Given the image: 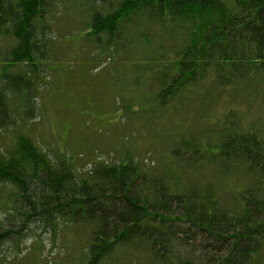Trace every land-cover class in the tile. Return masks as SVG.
I'll return each mask as SVG.
<instances>
[{
  "label": "trees",
  "instance_id": "1",
  "mask_svg": "<svg viewBox=\"0 0 264 264\" xmlns=\"http://www.w3.org/2000/svg\"><path fill=\"white\" fill-rule=\"evenodd\" d=\"M69 1L89 12L82 38L110 54L135 53L133 85L146 87L144 100L159 111L144 119L149 128L166 126L167 112L205 81V111L216 90L264 88V0ZM57 7L0 0V128L18 129L0 152V185L11 190L0 264L5 244L17 246L31 225L53 233L62 221L89 228L80 264H264V121L243 124L227 107L209 127L168 141L160 163L119 144L110 153L117 161L84 172L75 154L21 130L34 114L32 77L48 58Z\"/></svg>",
  "mask_w": 264,
  "mask_h": 264
},
{
  "label": "rangeland",
  "instance_id": "2",
  "mask_svg": "<svg viewBox=\"0 0 264 264\" xmlns=\"http://www.w3.org/2000/svg\"><path fill=\"white\" fill-rule=\"evenodd\" d=\"M78 4L57 0L58 7L51 17L54 25L48 35L51 37L49 55L32 77L34 114L22 119L21 130L37 138L50 151L67 150L75 154V165L82 172L89 170L96 160L117 161L120 155L110 153L130 143L145 164L160 163L158 158L166 156L169 150L168 141L197 132L200 127H209L227 107L239 112L243 124L264 121L262 82L234 90H214L216 100L205 111L202 102L205 100L200 97L201 91H205L202 89L210 86L205 81L181 97L174 112H167L170 113L166 126L160 129L152 123L149 128L144 119L159 111L146 103L150 91L146 93V87L137 89L133 85L135 53L110 54L82 38V25L89 12ZM139 45L141 49L145 46ZM12 105L20 112V102L14 101ZM133 109H140V114H132ZM142 110L145 115L141 114ZM16 114V122L20 123V115ZM199 115L203 116L202 120ZM16 131L12 126L0 128V152L11 145ZM205 172L209 173V169ZM10 192L9 187L0 185V221L10 210ZM58 225V232L53 233L31 225V232L17 246L5 244L2 261L6 264H80L88 226L63 221Z\"/></svg>",
  "mask_w": 264,
  "mask_h": 264
}]
</instances>
